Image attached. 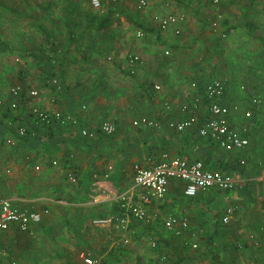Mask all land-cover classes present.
<instances>
[{
    "label": "crops",
    "instance_id": "1",
    "mask_svg": "<svg viewBox=\"0 0 264 264\" xmlns=\"http://www.w3.org/2000/svg\"><path fill=\"white\" fill-rule=\"evenodd\" d=\"M43 4L35 13L18 12L19 19L27 16L25 23L14 28L9 43L0 39V96L6 104L12 99L5 86L10 65L9 78L28 97L15 112L0 107V130L15 139L4 149L0 144V196L40 214L27 231L14 224L0 230V264H86L83 254L97 264H264V109L251 102L264 98V0H147L146 10L135 0H102L97 9L88 0ZM155 12L183 20L161 30ZM129 22L160 37L133 39ZM158 42L174 61H158ZM129 51L143 61L130 63ZM199 61L221 67L219 101L230 107L228 124L247 139L245 146L227 150L194 125L168 127L167 121L183 117L182 103L201 97L209 82L201 78ZM48 76L58 79L59 89ZM30 89L38 96L30 97ZM29 102L71 119L44 126L24 110ZM205 103L196 111L199 122L208 115ZM4 113L25 123L30 134L18 137ZM139 116L158 127L133 126ZM105 120L114 123L112 134L99 131ZM81 128L96 135L83 136ZM164 154L227 172L234 186L187 196L184 183L171 179L162 200L143 204L146 219L129 218L125 228L93 222L119 213L122 192L140 202L133 164L152 166ZM227 207L232 213L223 222ZM169 216L186 220L187 227L180 234L166 229Z\"/></svg>",
    "mask_w": 264,
    "mask_h": 264
},
{
    "label": "built area",
    "instance_id": "2",
    "mask_svg": "<svg viewBox=\"0 0 264 264\" xmlns=\"http://www.w3.org/2000/svg\"><path fill=\"white\" fill-rule=\"evenodd\" d=\"M94 8H99L102 5V0H88ZM111 3H117L122 0H108ZM137 8H143L147 4V0H135ZM212 3H217L218 0H210ZM153 20L156 26L163 30L170 24H175L183 20L181 14L166 13L154 14ZM138 36L142 35L141 30H137ZM136 57L129 58L132 63ZM50 83L56 88H60V83L56 77L50 78ZM191 86L196 87V83L192 82ZM158 88V86H155ZM202 96H195L189 103H182L180 111L183 117L178 120L167 121L168 127L176 131H182L185 128L196 126L197 133L200 136L208 137L209 139L220 144L223 148L230 150L232 148L243 147L247 144V139L238 131L232 129L228 124V114L230 107L222 104L219 99L224 93V84L222 81L213 79L204 83ZM21 92V86H12L9 89V95L12 97L8 101V107L13 109L17 106L18 97ZM30 97L38 96L36 89L28 91ZM207 102L208 115L203 121L199 122V117L196 111L201 106V100ZM4 99L0 97V105ZM251 102L260 108L264 109V98L256 96L251 98ZM165 108L171 110L170 104L166 103ZM32 114L36 121L50 125L52 123L65 124L69 122L71 117L59 110L48 111L31 107ZM246 115H250L249 112ZM133 126L147 125L150 127H158V121L152 120L146 116H139L132 120ZM264 128V121L262 122ZM115 130V125L111 120H105L101 123L99 131L105 135L112 134ZM18 137H24L26 133L25 126H18L15 129ZM80 134L86 137H94L96 131L86 128L80 129ZM7 144L14 145L15 139L12 136L7 137ZM52 163H55L52 161ZM38 168V166H35ZM8 172L9 169L7 168ZM171 179L180 180L184 183V194L194 196L200 191H204L210 187H217L222 190L231 189L234 186V179L231 174L218 170H210L204 166L202 161H188L182 157H169L164 154L162 159L152 166H144L140 163L133 164V180L134 185L142 191L140 202H134L127 193L122 192L118 196L119 213L106 217L104 219H95V224L115 223L116 226L125 228L129 218L135 220H143L147 218V213L143 204L150 202L151 199L162 200L165 195V190L168 182ZM232 213V208L227 207L225 214L221 220L226 222ZM40 220V214L28 209H20L13 206L7 197L0 196V230H6L10 225L14 224L18 230L27 231L30 225ZM163 226L173 231L175 234H180L186 227V220H177L173 216H169L163 220ZM195 246V244H192ZM83 261L86 264H97L95 259H92L88 254H83Z\"/></svg>",
    "mask_w": 264,
    "mask_h": 264
},
{
    "label": "rangeland",
    "instance_id": "3",
    "mask_svg": "<svg viewBox=\"0 0 264 264\" xmlns=\"http://www.w3.org/2000/svg\"><path fill=\"white\" fill-rule=\"evenodd\" d=\"M1 1L0 2L2 3L3 7H2V9L0 8V39H3L4 41H7V43H9L13 39V32H15V31H13L14 28L15 27H20L21 25H23L25 23L26 19H27V16H24V15H22V17L19 19L17 13L21 12V13L24 14V13L29 11L28 9H30L34 13L38 12L39 10H41V7H39V6L42 5L44 2H47L48 0H31V1H33L31 4H30V2H28V0H20L18 2H16V1L12 2L11 0H1ZM35 2H38V3H35ZM37 4H40V5L38 6ZM44 5L45 4H43L42 6H44ZM57 5L55 6L56 8L59 7V3H57ZM90 7H92V6L90 5ZM92 8H94V7H92ZM144 8L145 7L138 8V9L143 10ZM94 9H97V8H94ZM144 10H146V9H144ZM154 14H161V13L160 12H155ZM152 18H153V16H152ZM18 22L20 24L18 26H15V24H17ZM131 22H129V24L131 25V36L133 37V39L138 38L139 40H141V42H143L147 37H152V35L153 36L157 35V32L154 29L151 33H147L146 32L145 34H143V32H142V35L138 36L136 34V30H137L136 26L131 24ZM147 27H149V24H147ZM175 31L177 32V29ZM157 36L160 37L159 35H157ZM185 43H186L185 45H187V42H185ZM197 44H199L202 47V42H199ZM185 45H183V46H185ZM158 46H159L158 50H157L158 61H171L172 58H173V55L171 54V51H170L169 47L166 46V45H163L162 43H159V42H158ZM54 50H56V49H54ZM196 50H199V49H196ZM195 54H199V53H195ZM199 56H200V54L198 55L197 58H199ZM126 57H127L128 60L131 57H136L134 62L143 61V57H141L139 53L134 52V51L126 52ZM105 59L106 60H110V57L109 56L105 57ZM11 60H13V59L11 58ZM172 61H174V60H172ZM15 62H17V61H14L12 63H15ZM199 62H203V66L202 67H203V71L204 72L201 73L202 74L201 78L205 79L204 81H210V80H213V79H217V80H220V81L223 82V79L221 78V72L222 71H221V67L219 65H214L212 67V66H208V64L211 63L212 61H199ZM215 62H219V61H215ZM5 72L6 73L9 72V74L7 76L6 85H5V86H7V89H6V91H7L12 86H15V84H16L15 82L16 81H15V79H10L9 78L10 77V73H12V68L10 67V65L6 66V71ZM192 82H194V81H191L189 83L191 88H193L191 86ZM195 96H198V95L196 94V95H194V97ZM0 97H2V96H0ZM27 99H28V97L25 96V98H24L23 94H22L21 97L18 98L17 106L15 108H13V109L9 108L7 106V104H6V102H4L2 105H0V107L3 108L4 106H7V108H4V109H7V110H9L11 112L12 111L15 112L16 111L15 109L20 108L19 107L20 103L23 102V100L26 101ZM31 107H34V105L29 102V104H27V106L24 108V110L26 109L27 110L26 112L30 114V112H28V111L31 109ZM8 121L12 122L13 120L11 121L10 119H8ZM17 124L19 125L20 123H18V122L16 123V121L12 122V123H10V127H13V129H16V127H18ZM9 136H11L10 133H6V132H3V131L0 130V144H2L3 149L6 148L7 145H9L6 142V139ZM1 155H3V153ZM2 163L0 162V164H2Z\"/></svg>",
    "mask_w": 264,
    "mask_h": 264
},
{
    "label": "trees",
    "instance_id": "4",
    "mask_svg": "<svg viewBox=\"0 0 264 264\" xmlns=\"http://www.w3.org/2000/svg\"><path fill=\"white\" fill-rule=\"evenodd\" d=\"M102 7V6H101ZM101 7H99V8H101ZM101 26H104V24H100L99 25V27H101ZM145 28V27H144ZM143 29V28H142ZM48 79H49V76L47 77V81H48ZM49 82H50V79H49ZM51 84V83H50ZM49 84V85H50ZM50 86H52V87H54L52 84L50 85ZM198 87V86H197ZM23 94V88L21 89V92H20V95H19V97H21V95ZM18 97V98H19ZM5 102V101H4ZM3 102V103H4ZM205 106H207V102L204 104ZM7 106H8V102H7ZM7 106H4L3 108H7ZM5 110H7V109H5ZM8 111V110H7ZM5 114V116H9L8 118H10L11 117V113L9 114V113H4ZM10 120L12 121L13 120V117H11L10 118ZM42 125H44V123L42 124ZM18 126H25L26 127V133H25V136L24 137H27L30 133H29V128H28V126L27 125H25V123H20ZM45 126V125H44ZM47 126H50L49 124L47 125Z\"/></svg>",
    "mask_w": 264,
    "mask_h": 264
}]
</instances>
